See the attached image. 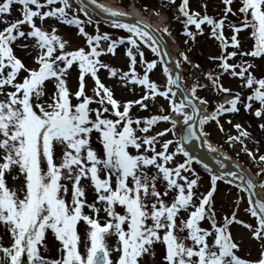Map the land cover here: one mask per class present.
I'll return each mask as SVG.
<instances>
[{
  "label": "snow or ice",
  "instance_id": "snow-or-ice-1",
  "mask_svg": "<svg viewBox=\"0 0 264 264\" xmlns=\"http://www.w3.org/2000/svg\"><path fill=\"white\" fill-rule=\"evenodd\" d=\"M159 2L173 10L186 45L202 35L217 42L218 54L208 57L215 68L203 73L207 83L197 79L185 87L169 67L161 69L163 85L152 79L165 63L161 39L139 20L121 22L125 13L97 0H78L77 8L71 0H0V236L8 237L6 244L0 239V264H25V258L26 264H264V195L257 184L243 172L217 174L205 164L210 186L202 191L193 167L200 161L185 147L208 135L210 121L225 132L218 118L241 109L264 133V0H220L215 14L208 0L202 11L190 0ZM90 5L126 34L101 32ZM13 6L19 15L9 19ZM153 14L161 15L159 9ZM60 26L74 28L83 44L62 36ZM159 31L171 35L166 24ZM118 48L126 70L102 59ZM145 49L160 59L146 58ZM180 58L190 63L185 52ZM225 77L236 88L225 86ZM205 87L230 98L202 114L210 101L197 93ZM118 89L134 98H117ZM158 98L165 103L152 112L149 102ZM133 108L149 114L133 115ZM161 123L169 126L160 129ZM226 123L235 130L225 133L227 142L264 163L252 125ZM218 182L247 194L248 221L237 216L244 196L218 220ZM233 226L255 243V259L239 255L243 238L233 235Z\"/></svg>",
  "mask_w": 264,
  "mask_h": 264
},
{
  "label": "rangeland",
  "instance_id": "rangeland-1",
  "mask_svg": "<svg viewBox=\"0 0 264 264\" xmlns=\"http://www.w3.org/2000/svg\"><path fill=\"white\" fill-rule=\"evenodd\" d=\"M201 2L202 0H190V6L193 10L202 11L199 8ZM114 3L117 5H121L126 9H128L131 5H134L139 10V12H141L144 16L148 17L152 22L158 19V16L153 14V9H159L163 19L165 20L163 26L165 24L168 26L171 35L165 34L162 31L161 33L164 36V38L168 40L169 44L172 46V50L176 49V51L173 52L174 54H176L177 58L181 62V66L182 67L185 66V72H184L185 77L184 76L183 77L185 82L190 84V86L192 83H194L197 80V78L200 80L204 78L202 75L208 67H210L211 69L215 68V64L208 59L209 56L218 54V45L217 42L214 40V38H210L207 35H202L197 37V42L195 45H192L191 41H189V43L186 45L184 43V40L187 38L180 34L182 31V26L178 22L172 19L173 10L168 9L166 11L164 8H161L159 0H114ZM219 3L220 0H208L209 14H215L220 12V9L216 8V5ZM145 5L147 6V10L144 9ZM18 15L19 13L17 11V6H13L12 17H10L9 19L16 18L18 17ZM79 15L82 19L84 18L82 13H80ZM49 23H51V21H49ZM0 27H2V25H0ZM86 30L91 33L94 31V28L93 26H86ZM100 31L101 32L108 31L113 35L114 38L115 36L126 34L123 30L108 27L101 23H100ZM59 32L66 39H70L74 45L79 46L83 44V40L80 37L76 36L75 34L76 30L74 28L69 29L67 26H60ZM225 35L229 37L231 35L230 30L227 28H225ZM241 36H243V34H241ZM244 46L250 47V45L247 44H245ZM188 49L191 50L189 51ZM180 52H185V54L188 56V60L190 61V63H185L181 60ZM145 53H146V58L156 59V57L151 53L149 49H145ZM102 59H104L106 62L111 63L113 66L120 67L126 70L127 58L123 55L122 48L117 49L115 56L108 55L102 57ZM257 63L260 62L257 61ZM193 65H199V67H193ZM161 69H162V65L158 67L157 70L154 73H151L150 75L152 79L157 80L158 83L163 85L165 78L162 74ZM257 75H259V73H257ZM101 76L106 80L104 70L101 71ZM223 82L225 86H231L233 88H236L237 86V81L230 80L227 77L224 78ZM77 83L78 82L76 81L75 78L69 80V86L72 88H75ZM91 86H92V81L88 80L89 89L91 88ZM198 94H200V96L209 99L210 103L208 105V109L210 111H212L215 104L219 102V98L223 96V95L217 96L210 89H205V88L200 89ZM116 96L117 98L120 99L134 98L131 93H129L127 90L124 89H118L116 92ZM149 103L152 112H156L159 106L161 104H164L165 101L162 98H158L156 104L152 105L151 102ZM132 111H133V115L149 114L148 112L140 111L137 108H133ZM229 118L232 119L233 123L239 122L245 127H247L249 124L252 125L250 131L252 132L253 137H255L260 141L258 145L259 151L257 153V156L259 154H264V133H261L256 129V124L258 123L257 119L247 113H244L242 109L239 115L225 114L218 118L220 120V123L224 126L225 132H221L218 129L216 123L213 121H210L206 125L205 131L208 133L209 138L212 140V142H214V144H216V146L220 147L225 152L233 156L236 160L239 161V164L240 163L243 164L245 169L247 168L249 171L254 173L256 175L257 180L261 184V182H264V172H261V169H264V163L259 162L258 159L249 157L244 151L241 150L242 146L239 143L230 145L229 142H227V137L225 133L235 134V130L231 127V125L226 123L227 119ZM167 126L169 125L161 123L159 125V128L162 129L163 127H167ZM166 138H171V137L170 135H168L166 136ZM247 147L253 152H256L257 149L256 144L247 142ZM178 159H182V157H178ZM193 167L196 169L197 173L201 177V186H202L201 190L206 191L210 186L208 182L209 177L207 171L196 164H194ZM239 196H244L245 199H242L239 203V210L237 211V216L243 218L245 221H248L250 218L244 213V209L247 206L246 205L247 194L238 191L234 185L229 186L224 184L223 182H218V189L215 193L218 220L222 214H230L231 209L236 207V205L234 204V200ZM231 230L233 235L237 237V239H240L241 237L243 238L242 250L239 253V255H241L242 257H246L248 259H255L258 254L257 246L249 239L246 230L239 226H233ZM0 239H2L5 244L8 242L7 236H0ZM49 244L51 247L50 255L55 257L57 253L55 247H52L53 241L51 237H49ZM249 252L251 253V255H249Z\"/></svg>",
  "mask_w": 264,
  "mask_h": 264
},
{
  "label": "water",
  "instance_id": "water-1",
  "mask_svg": "<svg viewBox=\"0 0 264 264\" xmlns=\"http://www.w3.org/2000/svg\"><path fill=\"white\" fill-rule=\"evenodd\" d=\"M75 1L78 4V2H77L78 0H75ZM97 4L101 5L99 3H97ZM90 8L94 9V11H92V12L95 16H97L101 19H104V20H110L111 21L112 17L102 13L101 9L97 8L96 5H90ZM119 19L123 23H135L137 20H139V19H137L131 15H128V14H125L124 16L120 17ZM142 23H144V22H142ZM150 29L153 30L154 35H157V37L159 39H161L160 36L158 35V33L154 29H152L151 27H150ZM161 41H162V39H161ZM161 50L163 53H166V55H164L162 57L165 60L164 67L171 68L173 73H175L176 71H179V69H176V66H175L176 61H174L172 59V57H171L169 51L167 50L165 44L163 43V41H162V45H161ZM194 128L197 131H199L198 121L196 122V124H194ZM185 147H186V150H188L191 155H194L196 157V159L199 160L200 163H202L203 166L205 164H207L210 169H212L213 171H216L217 173L243 172V174L246 177L250 178V176L246 173V171L239 164L235 163L233 160H231L227 156L221 154L216 149L209 147L207 144L204 143V140L202 137L200 139L194 138V139L188 141L185 144ZM221 164H223V168L220 167ZM257 188H258V185H257ZM257 188H256V191L259 192L257 190Z\"/></svg>",
  "mask_w": 264,
  "mask_h": 264
},
{
  "label": "bare ground",
  "instance_id": "bare-ground-1",
  "mask_svg": "<svg viewBox=\"0 0 264 264\" xmlns=\"http://www.w3.org/2000/svg\"><path fill=\"white\" fill-rule=\"evenodd\" d=\"M100 3L102 5H104L105 7L111 8L112 10H115V11H124L126 13L129 12V13H131V14H133V15H135V16H137V17H139V18H141V19H143L145 21H148L152 25V27L156 28L157 30H160L163 27V23L165 21L163 19V17L161 16L159 19H157L154 22H152L148 17L144 16L141 12H139V10L134 5H131L128 9H125L123 6L115 4L114 0H102ZM90 14L92 15L93 12L91 11ZM108 23H109L108 25H111L110 22H108ZM173 51H176V49L173 50ZM227 97L228 96H226V98ZM178 128H179V121H178Z\"/></svg>",
  "mask_w": 264,
  "mask_h": 264
}]
</instances>
